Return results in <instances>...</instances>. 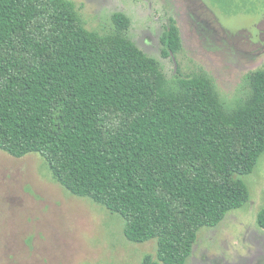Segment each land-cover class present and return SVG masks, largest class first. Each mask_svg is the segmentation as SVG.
Segmentation results:
<instances>
[{
    "label": "trees",
    "instance_id": "16d2710c",
    "mask_svg": "<svg viewBox=\"0 0 264 264\" xmlns=\"http://www.w3.org/2000/svg\"><path fill=\"white\" fill-rule=\"evenodd\" d=\"M161 41L165 57L180 47L174 28ZM251 83L252 101L227 114L206 79L174 92L157 59L121 31L87 30L69 0H0V150L38 153L130 242L155 240L143 264H188L199 231L249 202L240 177L264 154V72Z\"/></svg>",
    "mask_w": 264,
    "mask_h": 264
},
{
    "label": "rangeland",
    "instance_id": "374dc122",
    "mask_svg": "<svg viewBox=\"0 0 264 264\" xmlns=\"http://www.w3.org/2000/svg\"><path fill=\"white\" fill-rule=\"evenodd\" d=\"M85 28L119 31L160 62L174 92L201 77L222 110L232 114L253 99L252 77L264 72V0H69ZM116 14L128 20L120 30ZM174 28L180 47L165 57L162 35ZM249 202L221 224L203 228L188 264H264V154L240 177ZM124 221L102 204L72 194L47 162L0 150V264H143L157 260V242H130Z\"/></svg>",
    "mask_w": 264,
    "mask_h": 264
}]
</instances>
